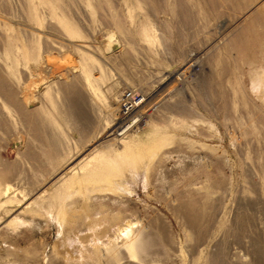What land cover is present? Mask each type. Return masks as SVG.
Returning <instances> with one entry per match:
<instances>
[{"label":"rangeland","instance_id":"1","mask_svg":"<svg viewBox=\"0 0 264 264\" xmlns=\"http://www.w3.org/2000/svg\"><path fill=\"white\" fill-rule=\"evenodd\" d=\"M0 264H264V0H0Z\"/></svg>","mask_w":264,"mask_h":264},{"label":"bare ground","instance_id":"2","mask_svg":"<svg viewBox=\"0 0 264 264\" xmlns=\"http://www.w3.org/2000/svg\"><path fill=\"white\" fill-rule=\"evenodd\" d=\"M139 100L137 101L138 103L136 102V105L134 106L132 111L136 110V108L141 106L142 103L139 102ZM106 185L107 186H105V187L103 186L104 189L106 187H111L112 183L108 182ZM115 185H118V184H115ZM134 225L135 224L126 222L125 225L123 226V228L122 227H118L117 235H116L114 243H113L114 245L109 243L108 246L105 248V251H104L105 255L104 256L106 258L114 257V258L117 259L118 255L120 256L121 248H123L126 251L128 257H131L134 260L138 259V249H137V245L136 244H137V241L140 240V239L137 238L140 235V230H135L134 229ZM100 252H101L100 250L96 249L95 254L96 253L100 254Z\"/></svg>","mask_w":264,"mask_h":264},{"label":"built area","instance_id":"3","mask_svg":"<svg viewBox=\"0 0 264 264\" xmlns=\"http://www.w3.org/2000/svg\"><path fill=\"white\" fill-rule=\"evenodd\" d=\"M140 94L135 91H125L121 94L120 97V110L123 114H128L132 111L134 106L136 105V102L140 98Z\"/></svg>","mask_w":264,"mask_h":264}]
</instances>
